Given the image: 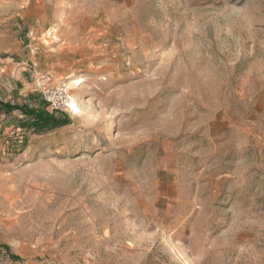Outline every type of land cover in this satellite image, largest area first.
<instances>
[{
  "label": "rangeland",
  "instance_id": "1",
  "mask_svg": "<svg viewBox=\"0 0 264 264\" xmlns=\"http://www.w3.org/2000/svg\"><path fill=\"white\" fill-rule=\"evenodd\" d=\"M6 102L0 264H264V0H0Z\"/></svg>",
  "mask_w": 264,
  "mask_h": 264
},
{
  "label": "trees",
  "instance_id": "2",
  "mask_svg": "<svg viewBox=\"0 0 264 264\" xmlns=\"http://www.w3.org/2000/svg\"><path fill=\"white\" fill-rule=\"evenodd\" d=\"M0 106L6 108L7 110L17 108L15 105L6 103H0ZM24 112L30 119L27 120V125L33 127H42L44 125L57 126L64 121L61 117H57L53 113H49L42 109L36 108H23Z\"/></svg>",
  "mask_w": 264,
  "mask_h": 264
},
{
  "label": "built area",
  "instance_id": "3",
  "mask_svg": "<svg viewBox=\"0 0 264 264\" xmlns=\"http://www.w3.org/2000/svg\"><path fill=\"white\" fill-rule=\"evenodd\" d=\"M35 90L39 92V94L43 97V99L53 107L63 106L70 107V97L67 95H59V97H55V89L52 82L49 81L48 77H44L35 81Z\"/></svg>",
  "mask_w": 264,
  "mask_h": 264
},
{
  "label": "bare ground",
  "instance_id": "4",
  "mask_svg": "<svg viewBox=\"0 0 264 264\" xmlns=\"http://www.w3.org/2000/svg\"><path fill=\"white\" fill-rule=\"evenodd\" d=\"M81 80H74L72 83L74 84V85H79V84H81ZM70 101V103H71V99L69 100Z\"/></svg>",
  "mask_w": 264,
  "mask_h": 264
}]
</instances>
